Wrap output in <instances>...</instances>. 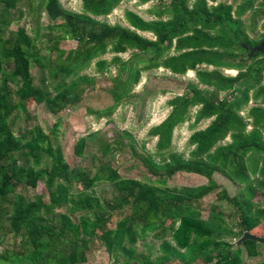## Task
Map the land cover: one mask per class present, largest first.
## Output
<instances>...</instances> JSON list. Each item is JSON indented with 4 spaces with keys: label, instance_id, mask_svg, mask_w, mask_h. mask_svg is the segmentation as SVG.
Listing matches in <instances>:
<instances>
[{
    "label": "trees",
    "instance_id": "1",
    "mask_svg": "<svg viewBox=\"0 0 264 264\" xmlns=\"http://www.w3.org/2000/svg\"><path fill=\"white\" fill-rule=\"evenodd\" d=\"M21 1L26 3L0 0V233L24 234L32 250L15 249L1 260L89 264V255L104 244L113 264L187 262L196 252L213 264H247V258L264 264L259 260L264 245H238L245 233L264 229V204L255 202L260 193L264 199V32L258 31L264 0H137L150 4L146 12L153 20L126 10L128 27L95 21L110 17L122 0H82V17L64 12L58 0H41V11L52 22L43 28L56 36L40 47V28L28 33L19 26L26 12L36 9L34 0L24 7ZM67 41L76 46L61 48ZM108 46L110 51L95 55ZM128 53L140 56L122 64L121 77L113 78L109 92L116 102L87 107L95 121L112 116L144 73L163 69L175 77L192 71L196 81L168 101L165 120L149 131L157 138L154 152L115 127L112 140L107 132L93 134L97 166L77 169L63 150L62 117L47 135L29 100L51 115L76 107L95 90L92 62L97 60L94 73L107 79L110 65ZM107 54L113 60L101 59ZM155 88L145 97L170 90ZM185 123L191 131L187 156L172 148L174 129ZM126 148L142 163L143 183L114 168L115 154ZM177 175L205 182L179 187L172 184ZM41 184L45 192L30 195L28 189ZM102 184L110 185L108 192L96 193ZM73 193L93 198L80 200ZM223 203L230 212L223 211Z\"/></svg>",
    "mask_w": 264,
    "mask_h": 264
},
{
    "label": "rangeland",
    "instance_id": "2",
    "mask_svg": "<svg viewBox=\"0 0 264 264\" xmlns=\"http://www.w3.org/2000/svg\"><path fill=\"white\" fill-rule=\"evenodd\" d=\"M32 1V0H31ZM41 0L32 1L35 6L33 13H28L24 15L19 26L26 27L28 33H32L37 27L40 28V37L39 42H37V47H40V43L43 45L47 44L50 39L56 36V32L48 31L43 28L46 24L52 23L49 21L45 11H41ZM59 4L62 5L64 12L70 15H76V17H82V0H58ZM122 4L114 11L110 17L104 19L95 20L99 24H110L112 26L121 24L124 27H128V24L125 20L126 10L133 11L140 15L141 18L147 21L153 20L149 14H147V9L150 7V4L147 5H138L137 0H122ZM28 4V0H26ZM24 1H21L19 4L23 7L25 6ZM38 5V7H37ZM42 12L41 17L39 14ZM250 18V13H248L245 19ZM249 23V19L247 20ZM14 28H17V25H14ZM38 28V29H39ZM258 31L261 33L264 32V18H260ZM147 37L152 38L148 35ZM76 46V42L67 41L63 43L60 47L66 50L71 49ZM43 49V48H42ZM110 46L100 47L95 51V55L100 57L101 54L107 53L110 51ZM46 54V51L43 49V55ZM140 55L138 53H128L119 56V60H116V64L110 65L109 72L104 76L107 79H101L99 74L94 73L96 68L94 64L97 60L92 62L91 70H89L90 75H95L98 78L96 83L95 90L88 94V98H85L81 101L80 105L76 107L66 109L65 112H62L58 115L48 114L44 108L41 106H36L32 100H29V109L33 111L35 116H38V122L44 126V131L47 135L51 134L52 126L55 124V121L62 117V122L65 124V131L63 129L61 133V142L63 145V150L68 157L69 164H76L77 169L88 170L94 165L93 156H96L98 151V143L93 136V134H99V132H107L110 134L111 140L113 138V128L116 127L118 131L128 130L130 131L135 138L140 142V144L145 143L146 150L151 152L155 151V145L157 138H151L149 136V131L152 127L160 125L165 117L170 111V106L168 101L173 98L174 95L181 94L185 85L188 81H196L194 77V72L189 71L184 76H172V74L166 70L160 69L156 72L148 75L144 73L141 75L140 80L131 90L130 95L122 102L118 108L114 111L110 117H101L99 121H95L93 116L87 114V107L93 109H102L107 108L116 102L112 92H109L110 89L114 87L113 78H120L119 71L121 70L122 64L131 65ZM113 54H107L101 59H108V61L113 60ZM118 61V62H117ZM37 67V65H36ZM35 71V66H34ZM88 72V71H87ZM226 75L236 76L237 71L235 70H226ZM155 89L161 90L162 88L170 89L166 93L158 91L156 94L152 95L150 98L145 97V92L152 87ZM144 103V105H143ZM42 108V109H41ZM192 112H195L193 108ZM192 122V121H191ZM209 124L205 122L201 124L198 128L202 129L207 127ZM191 131L188 129V123L182 124L179 128H175L172 137V148L177 153H185L187 156L189 148L187 147V142ZM114 168L118 169L123 175L127 177L135 178V181L138 183H143L142 178L139 176L141 173L140 167L142 163L137 160L133 154L132 150L126 148L122 151H119L115 154ZM89 160H92L89 162ZM95 167L97 164L94 165ZM93 166V167H94ZM219 177V176H218ZM220 178V177H219ZM222 185L228 187L230 183L227 179L222 178ZM204 179L199 177H193L191 175H177L172 180V184L180 186L183 185H197L203 184ZM109 184H102L97 187L96 193L108 192ZM26 187H18L19 192H23ZM30 195H38L45 192L46 188L44 185H40L36 189L29 188ZM77 199H92V195L86 193H73ZM255 202L264 204V199L260 193L255 199ZM224 212H230L226 203L222 204ZM208 210L204 211V216H208ZM254 236L258 238H264V229L262 227L253 231ZM4 237H7L4 242L0 244V264H9L1 260L5 254L8 256L16 249L17 251L24 250L29 252L32 250L31 246L27 242V238L24 234L21 235H6V232L0 233V241ZM149 243H154L156 247L159 246V242L155 241L153 238H148ZM139 245V244H138ZM262 255L264 254L263 251ZM89 264H113V259L110 257L109 253L106 250L104 244H99L98 249L93 251V254L89 255ZM246 258V255L244 256ZM261 261H264L263 257L260 256ZM253 259H246L245 263L252 264ZM255 262H258L256 259ZM214 260L203 253H195L188 258L187 262L179 261L174 259L170 261V264H213Z\"/></svg>",
    "mask_w": 264,
    "mask_h": 264
},
{
    "label": "water",
    "instance_id": "3",
    "mask_svg": "<svg viewBox=\"0 0 264 264\" xmlns=\"http://www.w3.org/2000/svg\"><path fill=\"white\" fill-rule=\"evenodd\" d=\"M246 241L256 242L258 244L264 245V238H258L252 234L245 233L241 240L238 242V245Z\"/></svg>",
    "mask_w": 264,
    "mask_h": 264
}]
</instances>
